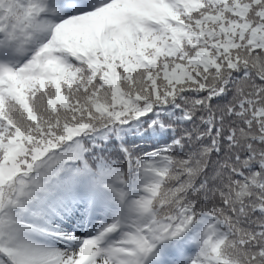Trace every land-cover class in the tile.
Wrapping results in <instances>:
<instances>
[{
	"label": "snow or ice",
	"instance_id": "snow-or-ice-1",
	"mask_svg": "<svg viewBox=\"0 0 264 264\" xmlns=\"http://www.w3.org/2000/svg\"><path fill=\"white\" fill-rule=\"evenodd\" d=\"M0 264H264V0H0Z\"/></svg>",
	"mask_w": 264,
	"mask_h": 264
}]
</instances>
